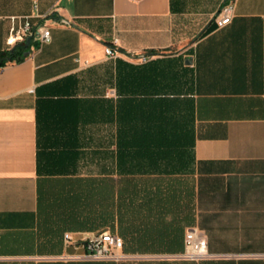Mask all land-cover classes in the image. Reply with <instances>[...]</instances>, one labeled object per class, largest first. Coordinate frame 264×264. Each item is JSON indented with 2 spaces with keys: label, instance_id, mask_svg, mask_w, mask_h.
I'll list each match as a JSON object with an SVG mask.
<instances>
[{
  "label": "crops",
  "instance_id": "obj_1",
  "mask_svg": "<svg viewBox=\"0 0 264 264\" xmlns=\"http://www.w3.org/2000/svg\"><path fill=\"white\" fill-rule=\"evenodd\" d=\"M8 18L51 42L0 67V264H264V0H0V55Z\"/></svg>",
  "mask_w": 264,
  "mask_h": 264
},
{
  "label": "built area",
  "instance_id": "obj_2",
  "mask_svg": "<svg viewBox=\"0 0 264 264\" xmlns=\"http://www.w3.org/2000/svg\"><path fill=\"white\" fill-rule=\"evenodd\" d=\"M233 12L234 2L230 1L223 6V8L216 14L217 16L213 19L216 28L222 29L224 26L230 24L234 17ZM8 21H10L11 27L8 32L6 44L10 48L17 45H23L27 38H31V44L37 42L40 45H44L51 42L50 29L45 24L32 27L31 24L26 21L24 24L16 26L15 18H8ZM61 24L66 25L67 22H61ZM105 54L112 58L115 55V53L108 47L105 48ZM184 237L185 242L182 255L184 259L198 262L199 260L209 258L206 238L201 232L190 231ZM63 241L66 247L78 245L70 234H64ZM122 244V239L111 236L106 232L94 235L83 242L82 249L85 253L79 258L87 261L119 262L125 257L124 254H122Z\"/></svg>",
  "mask_w": 264,
  "mask_h": 264
},
{
  "label": "trees",
  "instance_id": "obj_3",
  "mask_svg": "<svg viewBox=\"0 0 264 264\" xmlns=\"http://www.w3.org/2000/svg\"><path fill=\"white\" fill-rule=\"evenodd\" d=\"M17 46H14L10 50L4 52V54L0 55V67H3L5 63H20V61L25 58L24 54L26 53L27 49H24L22 46Z\"/></svg>",
  "mask_w": 264,
  "mask_h": 264
},
{
  "label": "water",
  "instance_id": "obj_4",
  "mask_svg": "<svg viewBox=\"0 0 264 264\" xmlns=\"http://www.w3.org/2000/svg\"><path fill=\"white\" fill-rule=\"evenodd\" d=\"M22 46L24 49H27L26 53L24 54V57L26 58L29 55V48L31 46V38H27L23 45H18L17 47Z\"/></svg>",
  "mask_w": 264,
  "mask_h": 264
}]
</instances>
